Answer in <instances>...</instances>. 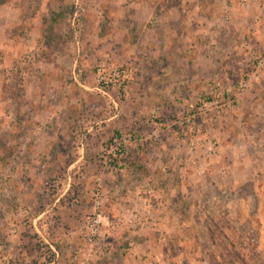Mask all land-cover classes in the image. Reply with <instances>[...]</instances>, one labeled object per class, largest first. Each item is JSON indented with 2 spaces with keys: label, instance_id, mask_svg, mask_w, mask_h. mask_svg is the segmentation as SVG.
<instances>
[{
  "label": "rangeland",
  "instance_id": "rangeland-1",
  "mask_svg": "<svg viewBox=\"0 0 264 264\" xmlns=\"http://www.w3.org/2000/svg\"><path fill=\"white\" fill-rule=\"evenodd\" d=\"M124 1L0 0V264L55 253L46 238L66 216L50 207L69 178L63 198L85 214L58 246L75 264L90 193L97 182L106 191L107 171L124 166L133 144L154 150L140 157L158 178L200 182L185 185L186 223L169 259L152 253L157 264H264V70L253 76L264 19L254 23L253 3L172 0L177 24L147 25L163 40L155 53L134 46L140 27L125 38ZM100 65L126 68L122 84L97 83ZM127 134L142 140L104 163L112 138Z\"/></svg>",
  "mask_w": 264,
  "mask_h": 264
},
{
  "label": "crops",
  "instance_id": "crops-1",
  "mask_svg": "<svg viewBox=\"0 0 264 264\" xmlns=\"http://www.w3.org/2000/svg\"><path fill=\"white\" fill-rule=\"evenodd\" d=\"M174 8L178 7L173 4L172 0H125L119 11L120 21L122 20L124 25L128 26L125 29V38L130 30L134 31V28L140 27L139 32L135 34L134 46L158 53L156 49L163 48V44L160 43L163 40L154 35L147 25L159 24L164 20L168 25L177 24L179 18H177L178 15ZM257 17L258 15L254 18ZM260 18L258 17L259 20ZM137 145L139 144L131 145L133 148L128 151V161L124 162L123 171L108 170L104 177V187L108 191V195L103 205V213L110 221L111 226L103 230L105 236L101 240L102 254L99 256L102 262L95 264H157L158 259L154 256H157L159 251L163 253V250L165 253L162 258L169 259L172 255L168 254L167 247L174 243L172 237L177 235L173 236V233H177L178 227L186 223L178 217L179 214H182L178 212V206L185 208L181 211H184V214L188 212L186 208L189 205L182 204L186 201L184 197L185 185H199L200 182H192L193 178L189 176H182L177 181L170 176L158 178L154 173H157V170L153 168L154 172H152V167H148L150 161L144 162L140 157L141 154H149L154 150L148 148L146 150ZM88 150L87 148L81 149V153ZM50 159L55 160L54 158ZM82 159L81 156L74 163ZM90 163L96 166L95 163ZM181 168L183 170L184 167ZM69 182L70 178L63 193L54 199L53 206L50 207L56 214L66 216L62 228H57L56 232L53 230L57 241L55 245L50 243L55 252L52 258L47 260L45 256L40 258L37 255L33 260L31 257L29 258L26 250L24 253L21 251L23 259L20 260V263L66 264L67 258L65 260L59 252L58 245L61 244L59 239L66 242L71 234L75 233L73 229L75 224H79L78 217L85 214L83 205H76V202H74L76 204H72L70 200L63 198V195L68 191ZM150 186H154L155 191ZM21 201L26 200L21 199ZM127 206L136 207L138 211L136 219L127 220L124 213ZM45 213L46 211L39 212L36 218L42 217ZM59 220L60 218H56L57 223ZM176 239L179 238L176 237Z\"/></svg>",
  "mask_w": 264,
  "mask_h": 264
},
{
  "label": "built area",
  "instance_id": "built-area-1",
  "mask_svg": "<svg viewBox=\"0 0 264 264\" xmlns=\"http://www.w3.org/2000/svg\"><path fill=\"white\" fill-rule=\"evenodd\" d=\"M238 3L242 7H249L250 4H254L258 10V17L264 18V0L260 2H254V0H238ZM254 18V22L257 23L259 19ZM225 19L228 20V16L225 15ZM247 44V43H246ZM255 72L253 76L257 75L260 71L264 70V53L255 57ZM252 76V77H253ZM126 77V68L120 66L115 68H105L104 66H98L97 68V83H117L119 86L122 84L123 80ZM250 77V76H249ZM250 78L244 80L239 84V88L243 89L247 85H250ZM220 84L216 83L215 87H219ZM229 89H226V92H229ZM208 105V103H204L203 106ZM192 117V116H191ZM189 118L186 119L188 121ZM142 138L134 136L133 134H127L122 136H114L112 138V144L108 147L105 152V155L102 156L104 163L107 162L108 159L116 158L118 155L122 157L121 151L126 146L127 142L132 141H141ZM211 148H208L210 151ZM122 164H118V170L123 171ZM204 172L203 167L199 166L198 174H202ZM107 192L103 189V186L100 182H97L92 192L90 193L91 199V212L88 217L86 223V231L84 233L85 244L84 246L78 248L74 253V261L75 264H89L96 256L101 255V249L98 247L99 241L104 238L103 228L111 226L110 221L106 217V215L102 211V207L104 204V199ZM124 213L126 214V218L129 221L136 219L138 211L135 206H127L124 209Z\"/></svg>",
  "mask_w": 264,
  "mask_h": 264
},
{
  "label": "trees",
  "instance_id": "trees-1",
  "mask_svg": "<svg viewBox=\"0 0 264 264\" xmlns=\"http://www.w3.org/2000/svg\"><path fill=\"white\" fill-rule=\"evenodd\" d=\"M59 16H60V14H55L54 17L51 19V21H52L53 23H57V22H58V18H59ZM114 165H115V164H114ZM46 186H48V184H47ZM46 239H47L51 244H53V245L56 244V241H57V240H56L54 234H53V236H49V237H47ZM50 243H49V244H50ZM56 246H57V245H56ZM52 255H53V253H52L50 250L45 251L44 254H43V256H45L47 260L51 259V258H52Z\"/></svg>",
  "mask_w": 264,
  "mask_h": 264
}]
</instances>
